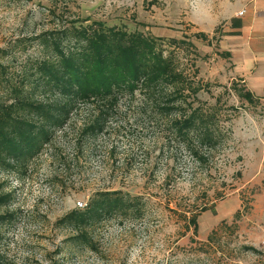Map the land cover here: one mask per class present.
<instances>
[{
  "label": "rangeland",
  "instance_id": "374dc122",
  "mask_svg": "<svg viewBox=\"0 0 264 264\" xmlns=\"http://www.w3.org/2000/svg\"><path fill=\"white\" fill-rule=\"evenodd\" d=\"M244 0H0L4 81L16 84L39 56L30 38L72 20L100 21L145 35L191 41L179 59L208 84L198 98L231 116L230 139L198 166L169 140L166 120L139 96L119 101L103 133L85 135L100 107H76L42 153L16 172L0 170L1 194L14 213L0 227L7 264H264V100L236 96L219 41L229 9ZM196 33H203L205 38ZM167 49V46H165ZM172 49V48H169ZM193 66V67H192ZM0 86V100L6 97ZM231 107L237 110H230ZM226 126V127H227ZM120 190L146 202L139 220L111 219L91 231L94 250L72 244L54 222L86 206L96 191ZM83 209V208H82ZM197 216V229L187 223ZM253 248L258 253L247 250Z\"/></svg>",
  "mask_w": 264,
  "mask_h": 264
},
{
  "label": "trees",
  "instance_id": "16d2710c",
  "mask_svg": "<svg viewBox=\"0 0 264 264\" xmlns=\"http://www.w3.org/2000/svg\"><path fill=\"white\" fill-rule=\"evenodd\" d=\"M196 34L205 38L203 33ZM29 41L39 56L24 68L19 83L2 81L6 66L0 61V86L8 83L6 97L0 100L1 171L24 169L66 127L77 106L100 104L93 121L82 129L93 137L103 133L120 100L135 96L166 120L169 140L198 166L209 165L214 151L230 139L226 123L231 116L219 115L217 100L209 105L198 98L209 85L197 79V69H187L179 59L182 45L194 48L191 41L170 39L166 43L88 19L72 20ZM7 55L6 49H0V60ZM220 57L228 54L220 53ZM231 86L239 99L249 104L258 100L242 84ZM11 200L9 193H0V207L10 205ZM145 205L142 196L120 190L96 191L83 209L70 210L54 225L74 233L68 238L72 244L94 250L93 229L114 218L139 220ZM13 215H0V227ZM186 220L196 231L197 216L192 214ZM0 264L7 263L0 257Z\"/></svg>",
  "mask_w": 264,
  "mask_h": 264
},
{
  "label": "crops",
  "instance_id": "0c3cea01",
  "mask_svg": "<svg viewBox=\"0 0 264 264\" xmlns=\"http://www.w3.org/2000/svg\"><path fill=\"white\" fill-rule=\"evenodd\" d=\"M225 26L217 51L228 57L222 58L225 70L217 78L239 82L264 100V0L239 1L229 9Z\"/></svg>",
  "mask_w": 264,
  "mask_h": 264
},
{
  "label": "built area",
  "instance_id": "2783aa9c",
  "mask_svg": "<svg viewBox=\"0 0 264 264\" xmlns=\"http://www.w3.org/2000/svg\"><path fill=\"white\" fill-rule=\"evenodd\" d=\"M243 13H244V11H241V12L239 13V15H243ZM84 207H85V205H83L81 202H80V203H77V208L82 209V208H84ZM263 244H264V241H263Z\"/></svg>",
  "mask_w": 264,
  "mask_h": 264
}]
</instances>
